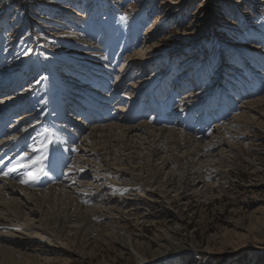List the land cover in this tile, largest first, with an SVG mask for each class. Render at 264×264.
Wrapping results in <instances>:
<instances>
[{"label": "bare ground", "instance_id": "6f19581e", "mask_svg": "<svg viewBox=\"0 0 264 264\" xmlns=\"http://www.w3.org/2000/svg\"><path fill=\"white\" fill-rule=\"evenodd\" d=\"M162 5L168 7L169 13H171L172 9L179 5V2L178 0H163ZM61 7L68 10L70 14L66 15L62 11L59 18L51 19L55 24L49 28V31H44L49 38L47 40L49 44L37 39L34 48H38L46 55L48 53L49 56L56 54L57 58L71 60L72 64L79 60L88 61L89 57L92 59L99 57L103 61L110 58L112 61L111 56L117 48L115 45L112 46L113 39L117 35L116 27L112 24L110 26L109 23L105 27V32L108 33L107 40L103 43H95L93 40L96 38H88V36L95 35L93 33L98 28L89 27L88 30L82 28L73 22L78 20L73 16L81 18L82 14L64 4L60 5V9ZM262 19L264 20L263 17ZM46 26L44 27L48 28ZM263 27L264 21L262 22ZM58 28L62 30L57 31ZM155 31V27L148 30L152 35ZM262 34L264 36V33ZM197 36L188 35L185 41L188 44L193 43L198 39ZM135 40L137 43L138 39ZM257 41L264 45V37L263 39L257 38ZM149 44V47H145L144 51L141 49L135 54H127L123 60L125 64H121L118 73L115 74L114 64L109 65L106 71L101 72L105 82L112 75H118V88L116 85L113 98L109 99L105 94L98 97L99 92H93L90 85L88 87L80 86L71 82V80L73 81L71 77L61 78L53 74V77L48 80L47 86L44 85L45 88L38 91V96L44 97L42 108L34 102L35 105L31 111L24 112L22 106L25 105V101L23 99L26 98L25 93L29 92L28 87L20 95L23 99H15L10 96L0 100V110L8 108L14 110L15 113L23 111L15 119L11 135L3 140L4 142L9 141V144L5 145L7 148H10V143L18 141L21 142L22 147L26 148L25 152L13 164L17 163L21 157H27L24 160L26 164H30L31 159L42 157V153L48 148L47 142L51 139L63 141V144L59 141L62 144L59 157L68 162L62 178L54 179L53 183L46 187L40 184L42 176L35 182H21L25 179V169L23 168L9 172L8 175L0 173V264H61L57 257H52L66 254L68 249L61 245L62 242L72 241V243L77 242L80 246H87L95 234L118 245L122 251L133 253L138 264L162 263L170 258L169 251L171 250H168V247L175 248L178 254L183 251V248L173 244V241L167 238L164 239L166 244H162L161 248L153 253V258L149 259L142 251L137 237L123 232V224L135 217L137 221H145L149 214L145 213L146 209H149L151 203L159 198L168 199L174 195L186 202L192 195L205 197L212 194L216 184L215 179L226 167L228 161L226 154L236 149L234 139L244 140L248 137V134H242V131L246 130L245 127L253 125L258 117L264 116V93L260 97H250L251 99L241 103L236 110L238 113L232 118L222 119L221 124L211 126L203 122L208 126L197 129L199 135L191 134L181 128H169L180 122L185 123L180 121V117L177 116L179 111H172V109L168 113V116L171 117L168 125L163 124L160 119L146 120L136 117V120H133L128 117L131 105L136 107V111L137 109L153 110L157 102H161L155 98H146L145 92L158 78L162 81L163 71L152 77H148L147 73L143 75V73L137 72L132 77L133 72L140 64L143 63V67L145 66L143 70H145L146 67L150 68L153 66L152 63L157 62L155 52L159 47L158 43ZM262 48L260 47V49ZM127 49L130 48L117 51V56H120V53L121 55L128 53ZM26 59L27 56L22 61L17 60L19 69L24 67ZM118 59L115 58V61ZM251 60H256V64H262L257 57L244 58V64ZM227 65V63L224 66L222 64L221 70L226 69ZM239 69L241 66L235 65L232 71H239ZM13 72L11 70L4 71V69L0 71L1 84L10 80L15 82L8 75ZM256 73L264 76V69H260ZM221 74L223 75V73ZM24 75L27 74L23 73V78ZM168 75L167 73L164 76ZM184 80L183 77L179 81H175L177 86H174L172 90L174 91L172 98L176 103H187L188 106L184 111L189 115L193 108H203L205 103L203 102L204 96H201L198 91L181 90L185 88ZM219 81L223 82L221 79ZM193 83L192 86L197 85L196 80ZM85 84H88V81ZM102 86L103 84L99 85L100 89ZM60 92L66 94V103H64ZM119 93H122V96L118 97ZM144 98L147 100H143ZM82 102L83 111L92 110L93 104H95L99 107L95 113L100 117H102L100 109L110 111L113 116L108 118L104 114L102 120L99 119L95 124H90L88 118L80 113L69 124H61L65 117L68 119L72 117V114H66L64 117L68 105L81 104ZM173 105L175 103L171 102L167 107L170 108ZM51 109L57 113L53 122L57 125L55 129L50 128L51 134L44 141L47 134H44L42 126L47 122V116L50 117V114L46 117L43 114ZM34 111L35 113H33ZM200 112L202 111L200 110ZM190 125L191 122H187L186 128L191 130L193 127ZM30 137H34L35 140ZM40 142H44L43 145ZM36 143H38L37 146ZM33 144L38 148L42 147L43 150L39 153L32 152L30 146ZM49 154L45 159L49 158ZM78 174L79 178L77 179ZM13 178L15 181H11ZM93 199L95 201L93 205L83 204ZM167 244L168 247H166ZM76 254L80 258L86 259L83 252H76Z\"/></svg>", "mask_w": 264, "mask_h": 264}, {"label": "rangeland", "instance_id": "374dc122", "mask_svg": "<svg viewBox=\"0 0 264 264\" xmlns=\"http://www.w3.org/2000/svg\"><path fill=\"white\" fill-rule=\"evenodd\" d=\"M162 2L163 0H0V48L4 49L6 57L3 69L14 71L8 75L16 82L15 89V83L11 88V96L23 99L20 95L28 87L30 93H25L26 98L23 99L24 112L31 111L35 104L42 108L44 97L38 96V91L44 89V85L47 86L53 74L61 78L71 77V82L88 87L90 83H85L90 79L92 69H98V72L94 71V74L98 75L114 64L116 74L120 71V66L125 64L123 60L127 54H135L141 49L144 51L145 47H149V43H158L159 47L155 52L157 62L152 63L153 68L146 67L145 70L143 63L140 64L132 77L137 72L143 75L147 73L148 77L162 71L164 75H169H163L162 81L156 77L158 79L147 93L155 94L160 90L159 96L164 97L165 88L169 95L174 86H177L175 81L184 77L185 91L191 89L204 96V107L193 108L189 115L184 111L187 103L181 102L180 107L174 105L172 111H179L177 116L185 123L180 122L169 128H181L199 135V128H186V123L191 122L189 117L192 113L204 112V120L205 117L212 116L215 123L211 126H214L221 124L222 119L234 117L241 103L251 99L250 97L262 96L264 76L256 72L264 69V45L257 41V38L264 37V0H178L179 5L175 6L171 13ZM61 4L82 14L81 18L71 15L78 19L73 22L82 28H98L93 33L95 35L88 36L95 37V40L92 39L95 43L107 40L105 27L109 23L110 26L112 24L116 27L117 48L111 56L112 61L108 58L106 63L99 57H89V60L84 62L72 60L75 61L72 64L71 60L57 58L56 54L49 56L48 53L46 55L34 48L37 39L49 44V38L44 31H49L55 24L51 19L59 18L62 11L66 15L70 14L68 10L62 7L60 9ZM151 27L156 30L153 35L148 32ZM60 30L62 29L58 28L57 31ZM188 35H198V39L188 44L185 41ZM135 39H138V44ZM129 44L128 53L122 54L124 56L120 53V56H117L119 50L123 51ZM25 56L28 61L26 59L24 67L19 69L18 61H22ZM246 57H257L263 65L256 64V60L244 64ZM115 58H119V62L115 61ZM226 63V69L221 70L222 64L224 66ZM235 65H240L241 69L232 71ZM23 73L27 74L24 78ZM117 76H114L110 86L117 85ZM220 79L223 82H220ZM195 80L197 85L192 86ZM108 93L109 99L114 97L113 92ZM60 94L66 103V94ZM195 116L197 121L200 116ZM217 117L220 118L219 121ZM206 125L201 123V127ZM245 129L242 134H248V137L244 140L234 139L236 149L232 151L234 153L226 154V167L215 179L212 194L205 197L192 195L186 202L173 194L168 199L159 198L146 209L145 213L149 214L145 221H137L135 217L123 224V232L137 237L142 251L149 259L153 258V253L159 250L162 244H166L164 239L169 238L173 244L183 248V251L178 254L175 248L168 247L167 244L166 247L171 250L170 258L160 264H264V116L258 117L253 125ZM59 141L60 139L56 140V145H61H57L61 151L63 141H60L62 144ZM48 148L42 153V157L52 153V148ZM57 148L55 150H58ZM11 181H15V178ZM94 203L93 199L83 204L91 206ZM93 237L87 246H80L72 241H61L62 244L59 242L68 250L65 255H55L52 258L57 257L61 264H138L133 253L122 251L118 245L97 234ZM76 252H83L86 259L77 256Z\"/></svg>", "mask_w": 264, "mask_h": 264}, {"label": "snow or ice", "instance_id": "6c2138e0", "mask_svg": "<svg viewBox=\"0 0 264 264\" xmlns=\"http://www.w3.org/2000/svg\"><path fill=\"white\" fill-rule=\"evenodd\" d=\"M35 140L34 137H30ZM51 142V141H49ZM41 145H43L44 142H40ZM32 152L39 153L40 151L43 150L42 147L38 148L33 144L30 146ZM46 157H37L34 159H31L30 164L24 163V160L27 159V157H21L17 163L13 164L12 167L8 168L7 172H4V175H8L9 172H15L17 171L18 168H23L25 169V179L22 180L21 182L24 183H29V182H35L40 178V176H47L48 173L44 171L43 169V160Z\"/></svg>", "mask_w": 264, "mask_h": 264}]
</instances>
